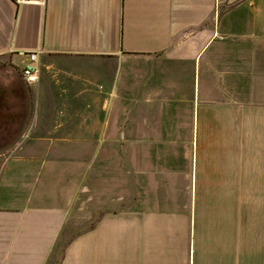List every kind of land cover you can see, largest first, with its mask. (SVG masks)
<instances>
[{"label": "crops", "instance_id": "obj_1", "mask_svg": "<svg viewBox=\"0 0 264 264\" xmlns=\"http://www.w3.org/2000/svg\"><path fill=\"white\" fill-rule=\"evenodd\" d=\"M28 51L39 71L50 55H68L110 73L109 90L125 101L139 92L137 111L160 119L183 94L189 202L154 201L148 191L124 205L102 186L95 192L92 152L84 198L77 163L6 158L0 264H264V0H0V61L21 74ZM88 79L52 89L45 74L29 86L38 85V107L102 111ZM44 113L28 136L111 141L90 117L80 122L86 137L37 130Z\"/></svg>", "mask_w": 264, "mask_h": 264}, {"label": "rangeland", "instance_id": "obj_2", "mask_svg": "<svg viewBox=\"0 0 264 264\" xmlns=\"http://www.w3.org/2000/svg\"><path fill=\"white\" fill-rule=\"evenodd\" d=\"M77 59L68 55H50L46 64L40 67V76L47 74L49 82L45 86H51L52 89L65 87L73 90L80 85L79 82L76 86L74 81L85 74L89 78L88 89L93 91V96H100V93L103 96L102 111L88 110L85 102L78 103L82 106L80 110L77 109L78 112L55 104L53 100L46 102L44 107H38L39 97L35 90L38 85H27L11 63L0 61V174L6 158L67 160L81 167L76 184L78 196L84 198L85 176L91 164L92 152L95 192L102 186L108 198L123 201L124 205L135 198L142 199L148 191L154 201L188 203L191 148L185 124L187 113L184 111V95H179L176 108L163 119L150 111L139 112L134 104L139 92L127 91L132 98L125 101L122 91L109 90L110 73L91 69ZM52 92L57 97L58 89ZM115 92L117 95L114 96ZM42 109L45 113L39 117L43 123L38 124L37 130L55 132L60 126L64 131H84L86 137L90 133L88 125L80 122H87L90 117L97 123L95 133L107 134L111 141L100 143L82 139L30 137L31 121ZM107 116H111L109 126L100 125V121ZM54 118H62L63 124H54ZM71 119L80 124L69 126ZM78 136H83V133ZM118 136L127 137V142L122 139L116 142ZM135 138H143V143L136 144L135 141L139 139Z\"/></svg>", "mask_w": 264, "mask_h": 264}, {"label": "built area", "instance_id": "obj_3", "mask_svg": "<svg viewBox=\"0 0 264 264\" xmlns=\"http://www.w3.org/2000/svg\"><path fill=\"white\" fill-rule=\"evenodd\" d=\"M17 3H20L23 0H14ZM22 55L28 57V62L21 69V76L25 80L27 85H33L37 83L40 76V71L37 66V57L38 54L36 51L23 52Z\"/></svg>", "mask_w": 264, "mask_h": 264}]
</instances>
